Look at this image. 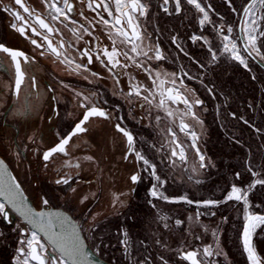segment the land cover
Listing matches in <instances>:
<instances>
[{"label":"rangeland","instance_id":"obj_1","mask_svg":"<svg viewBox=\"0 0 264 264\" xmlns=\"http://www.w3.org/2000/svg\"><path fill=\"white\" fill-rule=\"evenodd\" d=\"M26 1L35 10L40 12L45 11V6L41 0ZM2 2L3 0H0V34L3 25L6 26L5 22L8 18L10 23L7 22L8 27H5V33L6 37L11 40L13 38V32L9 30V27L11 28L13 23L8 12L2 10L4 7ZM79 3H81V0H79ZM142 3L147 6V11L144 16H140L139 13L136 14L138 16L142 35V40H138L136 43L139 44L144 51L152 49V51H149V55L152 56L153 59L148 60L142 55L138 57L137 54L132 53L130 50H127L128 54L134 59H140L141 61L147 60L150 65H155L156 62L165 61V48L169 49L171 53L176 52L178 56L187 57L191 60L193 62L192 64L198 68L197 77L191 79L188 74L185 75L186 72L182 65L183 62L179 59L177 67L174 63V67L177 68L176 71L172 72V74L175 75L174 80L176 83L175 85L166 83L165 87H179L180 91L185 94L191 102L193 92L189 88V82L200 86L213 103V116L217 121V129L219 130L220 135H222V138L229 140L233 144L240 145V142L237 141V139L235 140L234 137L229 135L220 116V108L228 106L230 99L228 96L223 95L222 92H219V89L213 85V81H207L210 79L209 68H211L212 64L217 61H213L211 57L209 63L201 67V64L197 63L188 54V43L194 44L197 41L206 45V42L203 36L197 33L188 34V30L184 26L183 20H187L189 12L186 11L187 8L184 9L186 6L184 7L182 5L183 1L180 0V9L177 13L175 0H169L167 5H164V0H142ZM81 4L83 5V3ZM112 7L114 6L112 5ZM164 7L168 8V12L163 11ZM189 7L194 8L196 12L199 13L195 23L199 31H201L204 24L201 25L199 21L203 19V14L194 6ZM261 14H264V9H261L260 12L257 13V15ZM45 15L47 17L49 15L47 7ZM104 17L107 19L105 15ZM67 23V21L64 23L55 22V25L57 28L59 24H64L65 26ZM205 23L209 24L210 30L217 34V39L215 38L214 42H219L220 53L229 57L232 61L237 62L246 71H249L247 60L243 55L244 53H241L236 39L234 42L237 44V49L244 58L247 67L232 59L230 53L223 52V43H225L223 36L227 34L230 36V39H233L235 38L234 32L231 34L227 33V31L222 33L214 26H211L209 21H206ZM263 24L264 21H261V28H263ZM67 28L70 29L73 27L68 25ZM88 31L92 32V30L89 29ZM112 31L114 34V30ZM63 32L65 33V37L62 34L52 37L55 38V42L58 41L59 38H63V40L67 39V37L72 38L71 35L76 37L71 31H69L71 35H66L65 30H63ZM84 36L89 37V39L93 41V37L90 38L87 34H84ZM193 36L201 37V39L194 41L192 39ZM173 37L176 38L175 43H173ZM84 38L85 37L80 39L76 46H74L76 47L77 53H80V46L87 39ZM100 38L103 40L105 39L102 36ZM64 41L66 42V40ZM101 42L103 43L104 41ZM67 43L68 42H66V44ZM156 43L159 45L160 53L164 57L162 60H156L154 58V51L157 48ZM177 45H179V47H177ZM131 46V44L121 45L119 39H117L118 48L123 50L127 47L130 49ZM74 47L73 49L68 48L70 49L68 50V53L70 54V57L74 59L75 63H79L80 55L78 54L79 58H76V54L73 52L75 51ZM206 48L209 50L208 46H206ZM260 51L261 55L258 56H262L264 47H262ZM52 61V57L48 56V62L52 63ZM95 61V67H88L90 71L87 72L83 70L73 71L74 64L66 65L57 61L56 64H58L59 67L64 68L66 72L63 73L65 78L63 84L64 90H73L72 88H75L76 91L80 92L82 95L91 92L99 96H103L104 91L110 92L113 115L115 118L117 116L123 117L122 126L136 135V149L141 151L151 162L157 164V172L162 178L167 179V175L169 174L167 169L171 170V167H175L178 177L180 178L177 180H184V182L188 184L186 186V184L183 185V183H179L181 184L179 185L177 183L173 184L167 182L164 189H160V191L170 198L187 196L191 199L196 198V200H214L213 198H210V194H213L214 196L219 195L221 193L220 191L223 190V187L220 185V180L213 178V176L207 178L203 175L202 172H206V168L199 167V160L196 156L195 150L189 147L191 140L179 130V114L183 112L185 106L183 104L168 105L172 110L177 112L175 118H168L165 112L157 107L160 100V89L157 88L152 81H147L146 77H143L141 69L137 68L132 61H128L129 67L127 69L117 67L114 70V72L119 73L118 77L110 73L103 66L101 61L96 59ZM195 62L197 64H195ZM154 67L156 68L157 65ZM171 67L172 65L170 67H165V69H171ZM92 72L98 73L100 76H92ZM158 72L171 74L170 72L165 71L164 68H160L158 71L155 70L153 78L156 80L157 84L159 83V79L156 78ZM178 73H180L179 77L182 79L183 84L180 83ZM104 76L107 78L106 81ZM85 77H87V79H85ZM160 78L168 80V77L163 75ZM117 79L119 80V83H117ZM171 79H173V76H171ZM135 86H140L141 95L139 97L135 95L130 97L122 92L123 87H128L133 90ZM144 88L151 89L152 95L149 96L151 104H148L143 99L144 95H148V93L144 92ZM138 102L142 103L141 109H138ZM247 108L249 114L252 115L255 120L258 119L257 114L263 113L259 110L260 108L258 105L255 107L248 106ZM193 111L195 112L194 107ZM233 114L234 113L229 112L228 117L231 119L235 118V115ZM9 115L11 116V113ZM196 115L198 120L201 121L200 116L197 113ZM157 116L161 117L159 121L156 119ZM173 119L175 122H173ZM184 119L185 122L191 125V130L195 131L198 140H200L205 133V130L202 129L201 123L190 117H184ZM238 120L252 130L256 136L262 134V131L259 128L253 123L248 122L245 115L238 117ZM245 121H247V123H245ZM28 128V123H19L17 125L18 133L16 139L10 138V131L3 132L7 137L6 140L3 141V144L0 145V153L9 164L33 206L37 209L53 206H65L68 208L83 230L82 232L88 245L101 259L109 261L112 264H136L137 261L143 259L145 256H150L153 264H162L160 257L163 256L168 260V264H186L178 257L182 251L191 249L202 250L203 247L212 245L213 250L219 249L222 254L212 257L209 260V264H211L212 260H215V264H249L246 253H244L242 247V227L239 232L236 221L227 228L229 234H227L226 239L228 241L232 239L230 245L226 240L229 249L226 250V248L224 249L221 247V242L223 243L221 233L223 232L227 221V215L225 213V215H221L220 210L222 205L228 204L227 208L224 209V212L225 210H229L228 212L235 214L236 218L237 214L241 213V220L239 221H241V225L245 222L244 205L242 202L234 200L223 202L226 191L230 190L233 184L225 190L222 200H216L220 201L218 205L207 208L201 206L199 207L200 209L198 208L199 212L202 213L198 220L189 219V217H195V210L186 208L182 202L167 203L162 199H158L153 202L155 207H151L148 204V190L152 184L156 183V181L151 178L147 172H144L143 167L139 163L140 171L142 173L140 190L137 196L133 197L130 194L131 184L128 180V176L135 171V165L127 160L126 162L123 161L124 139L119 133L117 134L113 128L102 127L99 130H89L84 136V140L81 143L75 144V147L73 148L76 152L74 153V157L65 163L67 167H75L78 169L81 173V178L71 185L56 189L51 182L49 186L48 183H41L45 182L47 176L42 175L41 164L39 162L24 160V157L30 154L29 150L31 147L29 142L30 139L26 136L29 135ZM169 128L176 133L179 140L185 145L188 158L186 163L177 160L175 165L170 166L167 157L170 155L171 148L174 147V145L169 144V141L172 139V136L168 131ZM53 140V138L47 135L44 139V144L49 145ZM161 145L165 146L161 148ZM87 148L89 149L87 150ZM157 149H160V151H157ZM89 156L93 158L91 161L86 159ZM248 163L249 162L246 161V171ZM77 164L79 167H76ZM193 167L196 168L195 172L192 171ZM189 176H191L192 179H189ZM203 176L205 179L202 178ZM186 177H188V179ZM257 178L260 177L251 176V180L248 184ZM87 180H91L90 184L85 182ZM196 180H199L200 183H196ZM248 184L238 187L245 188ZM187 187L192 190L193 194L187 192ZM73 188L75 191L71 190ZM168 190L174 192V194L172 196L167 194ZM204 192H207L208 196H203ZM252 192L253 190L249 192L248 196L250 205L248 208L249 212H253L251 202ZM201 195L203 198H201ZM83 197H88V199L81 203ZM42 198L48 199L49 205H42ZM236 205H239L241 211L238 210L239 208ZM161 211L165 212L169 218V220H166L163 223L158 220V213ZM8 212L12 221L11 223L5 222L0 218V245L5 242V238L10 236L9 238H11L12 242H15V247H12L11 250H9L11 259L17 260L21 264L18 249L25 247V245L20 243L21 240L25 239V236L15 230V225H21L29 234L31 233V230L22 224L9 210ZM213 212L215 215H211ZM219 214L221 216H219ZM177 219L182 220L183 223L177 225L175 223ZM165 225H168V227L166 228ZM124 233H127V236H125ZM213 233H216V235L214 236ZM196 236H199L200 239L197 240L195 238ZM232 236L233 238H231ZM125 237L127 244L124 245L126 246L127 251L123 252L121 239ZM157 240L166 244V247H161L160 244H157ZM41 241L43 242L42 239ZM253 244L258 250V254L264 256V234H254Z\"/></svg>","mask_w":264,"mask_h":264},{"label":"snow or ice","instance_id":"obj_2","mask_svg":"<svg viewBox=\"0 0 264 264\" xmlns=\"http://www.w3.org/2000/svg\"><path fill=\"white\" fill-rule=\"evenodd\" d=\"M42 2L48 9H50L48 17L37 14L36 10L30 9L26 6L23 0H14V4L20 6V8L23 9V12L27 13L28 16L26 18L18 11L13 12L12 15L15 20L20 21L21 23L19 27L16 24H13L12 27L21 35L29 38L31 44L36 48H43L46 44L50 53L54 55L60 63L66 65L74 64L73 71H90L87 65L94 62L93 52L90 48L79 50L80 58L81 60L86 58V64L75 63L74 59L70 57V54L67 51L68 48L74 47V45L66 44L63 39L54 45L52 39L50 38L52 34L60 35V30L55 27L54 22L64 23L67 21L68 23L65 24V27H67L68 24L75 25L79 23L69 15V13H71L74 9L73 3H71L70 0H42ZM81 2L86 3L87 7L93 11L102 8L103 13H107V16L110 19H106L103 13H97L100 17L98 23L110 26V29L114 30V34L111 30L108 33L109 39L112 41L111 51H109L108 48H104L95 55V59L101 61L103 66L117 77L119 76V73L114 72V70L117 67L127 69L129 67L128 61H132L137 68L147 71L151 76L150 68L145 67V65L139 60L130 56L128 51H123L117 47V39H119L121 45L131 44L132 46L130 51L137 54V56L142 55L148 60L153 59V57L149 55V51H152V49L144 51L143 48L136 43V41L142 40L140 24L136 14L139 13L140 16H144L147 11V6L142 3V0H114V7H112L113 0H81ZM168 3L169 0H164V5H167ZM187 3L189 5H194V7L203 14V19L199 21L201 25L205 24L206 21H209L208 12L205 7L201 6V3H199L198 0H187ZM175 4L176 10L179 11L180 0H175ZM261 9H264V0H248V3L243 7V27L241 29L244 32L245 40L243 51L249 56H251L253 52L256 55H261L260 50L264 47V28L260 27L261 21H264V14L257 15ZM2 10L11 11V9H9L6 5ZM163 11L168 12V8L164 7ZM80 15L87 20V17L84 16L83 12H81ZM69 31L75 34L77 40L82 39L83 34L92 36V32H89L83 24L80 25L79 29L70 28ZM226 31L231 34L233 32V28L228 27ZM29 32L31 33V37L28 36ZM32 37H40L43 42H38L36 38ZM192 39L195 41L201 39V37L193 36ZM235 39H238V37L230 39V36L227 34L223 36V40L225 41V43H223V52L230 53L232 59L247 67L244 58L237 49V44L234 42ZM175 42L176 38L173 37V43ZM177 47H179V45H177ZM209 52L212 60L215 61L216 52L211 48H209ZM0 53L6 54L12 66L14 76L12 90L14 95L19 96L24 88H37L36 78L29 75L30 69L26 67L32 63V61L23 51L10 49L9 47L0 44ZM41 55H44V53L41 52ZM101 56L104 57L103 60H101ZM121 56L124 58L123 62L120 59ZM154 58L156 60L164 59L158 48L154 51ZM261 59H264V56H261ZM0 67H4V65L0 64ZM201 67H203V65H201ZM91 74L92 76H98V73L95 72H92ZM162 75L168 77V81L161 79L160 77ZM173 75L174 74L158 72L156 74V78L159 79V83L157 84L156 80L152 81L153 84L160 89V100L157 107L161 108L168 118H175L177 116V112L172 110L168 105L183 104L185 106L183 112L179 114V130L191 140L189 147L195 150L196 156L199 160V167L206 168L207 165L204 163L205 156L196 146L198 136L195 131L191 130V125L185 122L184 119V117H190L191 119L202 123V121L198 120L196 113L193 111V107L194 105L199 106L203 102L199 99L190 102L189 98L178 89L174 87L166 88L165 85L167 82L175 85L176 81L171 79V76ZM185 75H187V73ZM85 79H87V77H85ZM117 83H119L118 79ZM143 90L148 93V95L143 96V99L148 104H151V100L149 99V96L152 95L151 89L144 88ZM76 95L78 97L82 96L79 92H77ZM94 95L95 94L82 96L79 104L81 108L85 109L82 113V118H80L79 121L71 127V130L68 133L59 139L58 143L43 153L44 161H49L50 158L57 153L68 156V146L70 145V142L74 137L88 131L86 124L90 121V118H103L105 120H111L113 118L110 111L101 107L94 100ZM128 95H135L139 97L141 95L140 86H135L134 89L128 93ZM30 96L31 93L28 94V97ZM28 97H26L28 103L24 106V108L31 110L33 105ZM156 119L159 121L161 117L157 116ZM116 120L117 122L114 125L115 129L125 138L127 152L124 155V159H128L129 155H134L135 160L141 164L144 172H147L149 176L156 181V183L152 184L149 189V195L151 197L162 199L170 203L183 202L189 205H195L197 208L201 206L207 208L210 206H216L220 203V201L211 199L195 200L189 199L187 196L170 198L164 195L160 189H164L167 179L162 178L161 175L158 174L156 163L151 162L141 151L136 149L134 135L122 126L123 117L117 116ZM173 122H175L174 119ZM245 123H247V121H245ZM168 131L172 136L169 144L174 145V147L171 148L170 155L167 157L170 166L175 165L177 160L182 163H186L188 158L184 143L179 140L176 133L172 131L171 128H169ZM164 146L165 145H161V148ZM157 151H160V149H157ZM86 159L91 161L93 158L89 156ZM76 167H79V165L77 164ZM246 167L247 172L250 173L252 177L260 178L250 182L245 188L238 187L233 184L230 190L226 191L223 202L234 200L243 203L245 221L242 227L243 251L246 253L249 264H264V256L258 254V250L253 244L254 234H264V213L248 211L250 206L248 200L249 192L256 189L258 185L264 186V175L261 174V171L254 170L257 166L251 162L248 163ZM261 167H264V165H261ZM192 171L195 172L196 168L193 167ZM235 176L239 179L241 174L237 172L235 173ZM140 179L141 177L139 172H135L130 176V180L133 183H137ZM189 179H192V177L189 176ZM55 182L57 184L66 185L70 183L69 178H67L66 175L61 179H57ZM195 182L200 183L199 180H196ZM19 187L20 185L15 182L14 177L11 179L7 177V170L4 168V163L3 161H0V197H3L5 202L10 205L12 209L18 212L20 216H22L27 223L32 226L33 229H35L29 234L21 225H15V230L25 236V239L20 241L22 245H25V247L18 249L21 264H94L93 261L89 260L88 253L84 250V247L80 243V239L76 235L73 227L70 225V222L61 217L59 213L46 212L43 210L35 211L28 207L24 203L23 198L20 197V193L18 192ZM71 190L75 191L74 188ZM87 199L88 197H83L81 203ZM41 204L47 206L49 205V200L42 198ZM153 207L155 206L153 205ZM201 215L202 213L197 211L195 217H189V219L198 220ZM211 215H215V213L213 212ZM0 218L9 223L12 222L9 212L5 207V203H0ZM161 219H167V217H161ZM175 223L177 225H181L183 221L177 219ZM165 227L167 228L168 225H165ZM37 231L45 234L47 240L50 242L51 249L48 245L41 241V237L37 234ZM124 235L127 236V233H124ZM213 235L215 236L216 233H213ZM195 238L197 240L200 239L199 236H196ZM122 243L126 245L127 241H122ZM156 243L160 244L161 247H166V244L162 243L160 240H157ZM52 250H55V254L52 253ZM221 254L222 253L219 249L213 250V246L208 245L203 247L202 250H185L182 254V258L183 260L188 261L189 264H208V258ZM151 260L152 258L150 256H145L143 259L137 261L136 264H151ZM160 260L162 261V264H168V260H166L163 256L160 257ZM211 264H215V260H212Z\"/></svg>","mask_w":264,"mask_h":264},{"label":"trees","instance_id":"obj_3","mask_svg":"<svg viewBox=\"0 0 264 264\" xmlns=\"http://www.w3.org/2000/svg\"><path fill=\"white\" fill-rule=\"evenodd\" d=\"M199 2L207 10L211 26L217 28L218 31H222V33H224L228 27H231L233 28L235 37H237L236 28L238 18L243 6L248 0H199ZM186 11L189 12V15L187 16L188 18L186 21L183 20V23L188 30V34L197 33L203 36L206 42V45L197 41L194 44L188 43V54L197 63L205 66L211 59V54L206 46L216 52L217 62L213 63L212 67L209 68L210 79L207 81H213V85L219 89V92H222L223 95L228 96L230 99L228 106L220 108V116L229 135L240 142V145H236L229 140L222 138V135H220V132L217 129V121L213 116V103L200 86L189 82V85L195 91V95L191 100L194 101L199 99L203 102L199 106L194 105L195 112L201 118L202 129L205 130L201 139L196 141L197 147L205 156V164L207 165L205 169L206 172L203 171L202 173L207 178L213 176V178L220 180V185L223 187V190L220 191L221 193L219 195L214 196L213 194H210V198H213L214 200H222L223 193L231 184L243 186L248 184L251 180L250 174L245 170L246 161L255 164L257 167L254 170H259L261 171V174H264V167H261V165H264V71L243 54L238 39H236V41L238 42L241 53L247 60L249 71H246L237 62L232 61L229 57L220 53L219 42H214V39H217V34L210 30L209 24L205 23L203 29L199 31L195 23L199 13L191 7H188ZM253 54L260 61L264 62V59H261V56H258L255 53ZM262 56H264V52ZM196 62L195 64H197ZM257 105L260 108L259 110L263 113L257 114L258 119L255 120V118L249 114L247 107H255ZM229 112L234 113L235 118H229ZM241 115H245L248 122L253 123L259 128L262 131V134L256 136L252 130L242 124L238 120V117ZM167 171L169 173L167 175V182L188 185L184 180H177L179 177L175 167H171V170L167 169ZM237 172L241 174L239 179L235 177V173ZM204 176L202 177L203 179H205ZM186 178L188 179V177ZM187 192L193 194L192 190L188 187ZM167 194L172 196L174 192L168 190ZM203 196H208L207 192H204ZM203 196L201 195V198H203ZM188 198L191 199L190 197ZM192 199L196 200V198ZM251 202L253 212L264 213V186L258 185L256 189L253 190L251 194ZM227 206L228 204H223L220 210L221 215H227V221L223 232L221 233V239L223 241V243L221 242V247L224 249L226 248V250L229 249V246L226 244V237L227 234H229L227 228L229 225H232V223L236 221L239 232L240 228L243 227V224L241 225V221H239L241 220V213L237 214L236 218L235 214L228 212L229 210H225L224 212V209H226ZM237 207L239 208L238 210L241 211L239 205ZM221 215L219 214V216ZM9 237L5 238V242L0 245V264H20L19 261L11 259L9 250H11L12 247H15V242H12ZM231 238H233V236ZM228 243L230 245L232 239H230Z\"/></svg>","mask_w":264,"mask_h":264},{"label":"flooded vegetation","instance_id":"obj_4","mask_svg":"<svg viewBox=\"0 0 264 264\" xmlns=\"http://www.w3.org/2000/svg\"><path fill=\"white\" fill-rule=\"evenodd\" d=\"M72 1V0H70ZM79 1V0H78ZM26 6L30 9H33L25 0H23ZM74 4V14H75V2ZM3 6H7L11 11H7L10 19L14 24L18 27L20 26V21L15 20L12 15L13 12H20V14L27 18V15L23 13L22 8L18 5L14 4L13 0H3ZM82 3V2H81ZM84 4V8L82 9L83 14H87L89 11H93L92 9L87 7L86 3ZM99 13H103V9L95 10ZM38 14V13H37ZM73 14V15H74ZM105 15V13H103ZM41 15V14H40ZM43 16V15H42ZM83 19V17L81 16ZM7 22L10 23V20L7 18L6 26L3 25L1 36H0V44L9 47L14 50L23 51L32 61L28 67L30 69V76L36 78L37 88L32 89L31 87L22 89L19 96L13 94L12 83H13V71L12 66L10 64L9 58H7L6 54L0 53V64H3L4 67H0V145L3 144V141L6 140L7 135L3 132L10 131V138L16 139L17 137V125L21 122L28 123L29 125V135H26L29 138L30 142V154L24 157L26 161H36L41 164V173L42 175L47 176L45 182L48 183V186L51 184L57 188H64L65 186L73 184L75 181H78L81 178V173L75 167H67L65 163L74 157V147L76 143H81L84 140V136L87 134L89 130H99L102 127L113 128L117 122L116 118L113 115V111L111 108V96L110 92H105L103 96L94 95V100L103 108L107 109L112 113L111 120H105L103 118H90V121L86 124L88 131L77 137H74L68 146L69 155L64 156L62 154H55L49 161L44 162L42 160L43 153L47 149L53 147L56 143H58L59 139L62 138L66 133L71 130V127L74 126L76 122L82 118V113L85 109L79 106L82 96H88L93 94L88 92L82 96H77L75 88L73 90H64V76L63 73L65 69L59 67L56 64L59 61L54 55L50 54V51L45 44L43 48H36L31 44L30 39L21 35L16 29L13 27H9V30L13 32V38L9 40L6 37L5 27H8ZM81 24H84L83 21H80ZM11 32V33H12ZM56 35V34H55ZM54 35V36H55ZM28 36L31 37V33H28ZM53 36V37H54ZM92 36H95V41L98 46L99 52L104 48H110L112 44L111 40L108 39L107 34L104 36V40L101 39V35L93 33ZM90 36V38L92 37ZM87 38L85 42L80 46V48L86 46L89 48L94 41L90 40L89 37L83 36ZM103 37V36H102ZM36 38L38 42H43L40 37H32ZM52 38V37H51ZM84 38V39H85ZM97 38V39H96ZM63 39V38H62ZM61 38L57 42L52 38L53 44L56 45ZM64 41V40H63ZM87 41H89V45H87ZM101 41H104L103 43ZM65 42V41H64ZM66 43V42H65ZM68 44V43H67ZM73 49V47H71ZM76 54V58H79L80 53H77L76 47H74ZM70 49H67V51ZM41 52L44 55H41ZM79 54V55H78ZM48 56L52 57V63L48 62ZM92 65H88L87 67L92 68L95 67L96 61L94 59ZM104 58V57H103ZM101 60L102 57H101ZM86 60L79 58V63H85ZM106 81V76H104ZM30 83V82H29ZM175 87V86H174ZM68 88V87H67ZM106 89V84H105ZM124 93L128 95L131 91L128 87H123L122 89ZM31 93V96L28 97V94ZM80 93V92H79ZM133 96V95H132ZM28 97L31 100L33 108L31 110H27L24 106L28 103L26 99ZM131 97V96H130ZM106 102V103H105ZM138 109L142 108V103L138 102ZM11 113V116L9 115ZM118 134V133H117ZM48 136L53 138V142L49 145L44 144V139ZM135 135V134H134ZM121 136V135H120ZM136 139V135H135ZM45 146H44V145ZM1 147V146H0ZM89 148H87L88 150ZM127 151L125 147L124 141V155ZM1 152V151H0ZM0 156L5 159L2 154ZM124 161V156H123ZM127 161L134 163L135 171H133L129 176L128 180L130 181V176L139 172L140 177L142 178V173L140 171L139 162L135 160L134 155H129ZM126 162V161H124ZM67 176L69 178V184H57L55 181L57 179H61L63 176ZM52 177V178H51ZM51 179V180H50ZM87 184H90L91 180L85 181ZM141 179L134 184H131L130 194L133 197H136L140 190ZM55 208H61L72 215V217L76 220L74 215L69 211L65 206H53ZM83 231V230H82Z\"/></svg>","mask_w":264,"mask_h":264},{"label":"crops","instance_id":"obj_5","mask_svg":"<svg viewBox=\"0 0 264 264\" xmlns=\"http://www.w3.org/2000/svg\"><path fill=\"white\" fill-rule=\"evenodd\" d=\"M26 1V0H25ZM72 1H74L75 2V14L76 15H70V16H72L76 21H78L79 23H77V24H75V25H72V24H68V25H70V26H72L73 28H76V29H79V27H80V25L79 24H81L80 23V21L82 20L83 21V23L85 24H83L87 29H89V30H92V32L93 33H96V34H99V35H101V36H105L106 34H107V36H108V33L110 32V26H105V25H103L102 23H98V21L100 20V17H99V15H97V13H99V12H97V11H89L86 15L84 14V16L85 17H87V20H85L84 18L82 19L81 18V15H80V13L81 12H83L82 11V9L84 8V4L82 5L81 3H79V1L78 0H72ZM174 1V0H173ZM183 1V3H182V5L185 7V8H188L189 6H194V5H189L188 3H187V0H182ZM27 2V1H26ZM41 2H42V0H41ZM199 2V1H198ZM28 3V2H27ZM43 3V2H42ZM200 3V2H199ZM43 5L45 6V11L44 12H40V11H37L36 10V13H38V14H41V15H43V16H45V12H46V5L43 3ZM62 6V5H61ZM201 6L203 7V5L201 4ZM32 7V6H31ZM33 8V7H32ZM184 8V9H185ZM34 9V8H33ZM178 11H176V13H177ZM105 16L107 17V19H110L108 16H107V13H105ZM57 28L60 30V34H62L64 37H65V33L63 32V30H65L66 31V35H71L70 33H69V29L67 28V27H65L64 26V24H59V26H57ZM112 31V30H111ZM83 36H84V34H83ZM62 37V36H61ZM71 37L72 38H70V37H67V39H64V40H66V42H68L69 44H73L74 46H76V44H77V42L79 41V40H77L76 39V37H73L72 35H71ZM108 39H109V36L107 37ZM189 39V38H188ZM112 42V41H111ZM190 42H191V40H190ZM156 45H157V48L159 49V45L156 43ZM111 48H112V44L110 45V48L108 49L109 51H111ZM127 50H130V49H128L127 47L126 48H124L123 49V51H127ZM164 50H165V52H166V55H165V57H166V59H165V61H161V62H156L155 63V65L154 64H149L148 63V61L147 60H143V61H141L140 59H139V61L141 62V63H144V65H145V67H147V68H150L151 69V76L149 75V73L147 72V71H144V70H142L141 69V71H142V75H143V77H146V79H147V81H153L154 80V75L153 74H155V70H157L158 71V69H160V68H164V70L165 71H167V72H170L171 74H172V72L173 71H176V67H177V64H179V59L181 60V62H183L182 63V65L184 66L183 68H184V71L188 74V76H190V78L192 79L193 77L195 78V77H197V75H198V68L194 65V64H192L193 62L191 61V60H189L187 57H181V56H178L177 55V53L176 52H173V53H171V51H169V49H165L164 48ZM172 50H174V49H172ZM141 56V55H140ZM140 56H138V57H140ZM137 57V58H138ZM120 59H122V61H123V58L122 57H120ZM191 61V62H190ZM176 64V67H174V65ZM157 65V67L155 68L154 66H156ZM172 65V67H171V69H169V68H167V69H165V67H170V66ZM165 66V67H164ZM98 76H100V74L98 75ZM175 78V75H173V79ZM136 81V80H135ZM166 81H168V80H166ZM137 82V81H136ZM167 83H170V82H167ZM190 86V85H189ZM141 87H144V86H141ZM190 89H191V91L193 92L192 94H193V96L195 95V91H194V89L190 86L189 87Z\"/></svg>","mask_w":264,"mask_h":264},{"label":"water","instance_id":"obj_6","mask_svg":"<svg viewBox=\"0 0 264 264\" xmlns=\"http://www.w3.org/2000/svg\"><path fill=\"white\" fill-rule=\"evenodd\" d=\"M14 1V0H13ZM71 3H73L72 1H70ZM248 3V2H247ZM246 3V4H247ZM245 4V5H246ZM74 5V4H73ZM244 5V6H245ZM243 6V7H244ZM20 7V6H19ZM23 10V9H22ZM97 10H99V9H97ZM24 13V12H23ZM25 15H27L28 16V14L27 13H24ZM74 14V10L71 12V13H69V15H73ZM243 8H242V10H241V12H240V16H239V18H238V23H237V28H236V30H237V37H238V42H239V45H240V48H241V50H242V52L244 53V55L248 58V59H250L252 62H254L260 69H262L263 71H264V62H262V61H260L254 54H252L251 56H249L247 53H245L244 51H243V48H244V44H245V40H244V37H243V31L241 30L242 29V27H243ZM220 32H222V31H220ZM55 34H52L51 36H50V38L51 37H53ZM52 39V38H51ZM87 45H89V41H87ZM87 47L86 46H84V47H82L81 49H86ZM102 58H103V56H101ZM104 59V58H103ZM85 60H86V58H85ZM90 65H92V64H90ZM114 130L117 132V133H119L116 129H115V126H114ZM131 132V131H130ZM132 133V132H131ZM121 136H122V134L121 133H119ZM133 134V133H132ZM81 135V134H80ZM134 135V134H133ZM123 137V136H122ZM134 137H135V135H134ZM123 139H124V141H125V138L123 137ZM125 147H126V143H125ZM48 150V149H47ZM45 152V151H44ZM127 152V151H126ZM58 154V153H57ZM55 155V154H54ZM42 160H43V157H42ZM127 159H124V161H126ZM0 161H3V163H4V168L7 170V177L9 178V179H11V178H15V182L16 183H18L19 185H20V187H19V189H18V192L20 193V197H22L23 198V200H24V203L28 206V207H30V208H32L33 210H35V211H41V210H43V211H46V212H54V213H59L60 214V216L61 217H63V218H65L66 219V221H68V222H70V225L73 227V229H74V231H75V233H76V235L79 237V239H80V243L83 245V247H84V250L88 253V257H89V260H91V261H93L94 262V264H112V263H109V262H107V261H105V260H103V259H101L99 256H97L93 251H92V249L90 248V246L88 245V243H87V241H86V239H85V236H84V234H83V232H82V229H81V227H80V225H79V223L72 217V215L70 214V213H68L67 211H65V210H63V209H61V208H55V207H45V208H39V209H37L36 207H34L33 206V204L31 203V201H30V199H29V197L27 196V194L25 193V191H24V189H23V187L21 186V184L19 183V181H18V179L16 178V176H15V174L13 173V171H12V169L10 168V166H9V164L7 163V161L5 160V159H3L1 156H0ZM44 161V160H43ZM44 162H46V161H44ZM131 181V180H130ZM131 184H134L132 181H131ZM0 202L1 203H5V206H6V208L22 223V224H24L26 227H28L31 231H33V230H35V229H33L32 228V226L31 225H29L28 223H27V221L22 217V216H20V214L18 213V212H16L14 209H12L11 208V206L10 205H8L6 202H5V200H4V198L3 197H0ZM37 234L41 237V239L43 240V242L46 244V245H48V247L51 249V245H50V242L47 240V238H46V236H45V234L44 233H42V232H39V231H37ZM52 253L53 254H55V250H52ZM188 262V261H187ZM189 263V262H188Z\"/></svg>","mask_w":264,"mask_h":264},{"label":"built area","instance_id":"obj_7","mask_svg":"<svg viewBox=\"0 0 264 264\" xmlns=\"http://www.w3.org/2000/svg\"><path fill=\"white\" fill-rule=\"evenodd\" d=\"M47 11L49 12L50 11V9H48L47 8ZM44 17H47L46 15L44 16ZM13 24H14V21L12 22ZM54 25H55V22H54ZM55 27H56V25H55ZM93 37V43H92V45L89 47L91 50H92V52H93V56L95 57V55L99 52V50H98V46H97V44H96V41H95V37L94 36H92ZM54 40H55V38H53ZM57 42V41H56ZM179 75H178V78L180 79V83L181 84H183V82H182V79L179 77L180 76V73H178ZM175 88V87H174ZM176 89H178L179 91H180V88L179 87H177ZM185 95V94H184ZM151 188V186L149 187V189ZM148 195H149V190H148ZM158 199L157 198H154V197H151L150 195H149V201H148V204L151 206V207H153V205H154V201H157ZM165 202H167V201H165ZM167 203H170V202H167ZM172 203H174V202H172ZM183 203V202H182ZM184 204V206L186 207V208H188V209H190V210H195V214H196V212L198 211L199 212V209L195 206V205H189V204H187V203H183ZM161 217H167V219H161ZM158 220L159 221H161L162 223L164 222V221H166V220H169V218H168V216H167V214L165 213V212H159L158 213ZM126 240V237L125 238H123V239H121V242L122 241H125ZM127 241V240H126ZM122 248H123V252H126L127 251V248H126V246L122 243ZM192 250V249H191ZM197 250V249H196ZM183 252L184 251H182L180 254H179V259L182 261V262H184V263H186V264H189L187 261H185V260H183V258H182V254H183ZM211 258H208V264H209V260H210ZM151 264H153L152 263V261H151Z\"/></svg>","mask_w":264,"mask_h":264},{"label":"bare ground","instance_id":"obj_8","mask_svg":"<svg viewBox=\"0 0 264 264\" xmlns=\"http://www.w3.org/2000/svg\"><path fill=\"white\" fill-rule=\"evenodd\" d=\"M113 6H114V0H113Z\"/></svg>","mask_w":264,"mask_h":264}]
</instances>
